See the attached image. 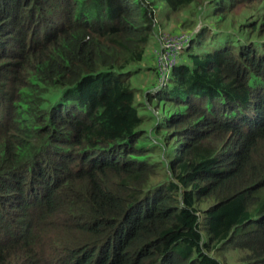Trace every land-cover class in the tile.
<instances>
[{
	"label": "trees",
	"instance_id": "16d2710c",
	"mask_svg": "<svg viewBox=\"0 0 264 264\" xmlns=\"http://www.w3.org/2000/svg\"><path fill=\"white\" fill-rule=\"evenodd\" d=\"M159 9L216 26L167 73ZM232 250L264 264V0H0V264Z\"/></svg>",
	"mask_w": 264,
	"mask_h": 264
},
{
	"label": "rangeland",
	"instance_id": "374dc122",
	"mask_svg": "<svg viewBox=\"0 0 264 264\" xmlns=\"http://www.w3.org/2000/svg\"><path fill=\"white\" fill-rule=\"evenodd\" d=\"M163 10V8H162ZM162 10H158L157 11V20H158V27H159V32L158 35L162 32V33H185V34H189L192 36V34L194 35V33L200 32L201 30H203L206 26H212L213 28L216 27L214 25V23L210 22L211 20L206 22V14H203L202 18L200 19V21H198L197 25L194 26V30L187 28L186 26H180V22L182 19V16H176V14L172 15L170 18H164V14L162 13ZM242 10H239L237 12H241ZM237 12L235 14H237ZM187 17V14H185ZM185 17V20H186ZM235 18V15L232 16L230 21H233ZM180 19V20H178ZM210 19V18H208ZM157 35V37H158ZM211 35V34H210ZM159 43H154L151 45L150 49L152 48L157 50L156 48L159 47L158 46ZM156 46V47H155ZM190 46L187 45L186 48H189ZM188 51V50H187ZM158 52V50H157ZM141 78L139 81L136 82V84L138 86H140L139 88H141V86L143 88H145V85H143L144 83H147V85L149 86L150 83L152 82V74L150 75V73L147 72H142L141 74ZM145 75H149V77L147 78ZM163 75V74H162ZM167 77V76H166ZM164 76H161V81H164ZM142 82V84L140 85V83ZM143 97L141 96V92L137 94V101H142ZM239 253L237 251H228L225 254L219 253L216 254L214 253L216 256H218V258L221 260L222 264H242L239 260Z\"/></svg>",
	"mask_w": 264,
	"mask_h": 264
},
{
	"label": "built area",
	"instance_id": "2783aa9c",
	"mask_svg": "<svg viewBox=\"0 0 264 264\" xmlns=\"http://www.w3.org/2000/svg\"><path fill=\"white\" fill-rule=\"evenodd\" d=\"M190 40V35L185 33L172 34L165 32L160 35L161 51L159 53V60L163 72L167 73L177 63L180 54L189 45ZM166 73H163L165 79L167 78Z\"/></svg>",
	"mask_w": 264,
	"mask_h": 264
}]
</instances>
